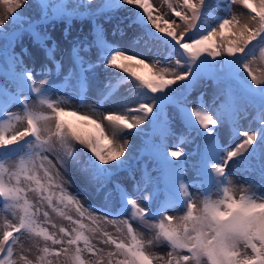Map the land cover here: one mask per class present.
Instances as JSON below:
<instances>
[{
	"label": "snow or ice",
	"instance_id": "1",
	"mask_svg": "<svg viewBox=\"0 0 264 264\" xmlns=\"http://www.w3.org/2000/svg\"><path fill=\"white\" fill-rule=\"evenodd\" d=\"M163 2L171 16L149 0H35L33 20L29 0H0V264H264V0ZM101 19L152 56L110 43ZM76 20L91 41L72 36ZM58 23L67 66L48 44ZM25 31L42 56L13 50ZM208 80L213 112L188 99Z\"/></svg>",
	"mask_w": 264,
	"mask_h": 264
},
{
	"label": "rangeland",
	"instance_id": "2",
	"mask_svg": "<svg viewBox=\"0 0 264 264\" xmlns=\"http://www.w3.org/2000/svg\"><path fill=\"white\" fill-rule=\"evenodd\" d=\"M149 2L152 3L155 6V8L159 10L157 13H154V15H156V14H166L168 16L172 15V13L168 9L167 5L163 2V0H149ZM173 2H175V0H173ZM210 2H212V0H210ZM3 11H4V6L0 5V14H2ZM21 11H23V13L26 17L35 20L37 18V12H38V9L36 8V5H35V0H29L28 6L23 8ZM245 11H247V10H245ZM173 18L176 19L177 22H179V18H176V17H173ZM97 22L104 24L105 35H106L107 40L110 43L113 41H120L121 43H124L130 49L131 52L143 53L145 55L152 56V53H149L146 51V47H145V44L143 41H140V42L134 43V44L129 43L128 35H130V34H127L125 36V38L122 40L119 35H117V36L112 35V24L106 23L102 19L98 20ZM25 27H26V25H25ZM39 30L42 33H44L45 32V26L40 25ZM47 34L51 37V40L48 41L49 46H51V42L53 40L56 41V43H57V49L55 52V56H58V54H60L63 58V60L60 59L61 62L65 66H67V64L69 63L68 44L63 39V26L59 23L56 24L55 26H48L47 27ZM18 35H19V38L16 39V41L14 43V47H13V50L16 53H22L23 49H28L29 53H33V54L38 53L42 56L43 50L38 47V45L34 42L32 36L29 35L27 31L23 32L22 35H20L18 33ZM72 36L91 41L93 38L91 35V21H89V20H83V21L76 20V21H74L73 22V28H72ZM217 39H218L217 43L227 45L228 43L231 42L233 37L231 36V33H229V34L227 33L224 35V37H218ZM3 46H4V42L0 41V48H3ZM156 47H157V45L153 44L154 50ZM158 47H160L162 49L163 46L159 45ZM94 52H95V50L93 49V53ZM23 59H24V63L29 66L27 61L28 60L30 61L31 55L23 54ZM50 67L53 68V74L51 77L48 78V82H49V84H53V83H55L56 78H60V77H57L55 75V66L50 64ZM252 68H253V71L255 74H257L258 76H264V59L260 58L259 53H257L256 56L252 58ZM245 75H246V73H245ZM43 79H44V77H43ZM216 91H217L216 86L213 84L212 81H210V80L203 81L200 84H198L191 91V94L189 95L188 99L189 100H196L198 97H200L201 93H203L202 103L205 104V106L210 110V112H213L214 108H215V105L213 103V99H214V94L216 93ZM191 106L192 105L190 104L189 107H191ZM250 118L251 117H249V119ZM242 124L247 126V120L242 121ZM181 130H183V129L178 128L177 132H179ZM192 135L195 136V133H192ZM221 135H223V130H221ZM197 142H199V138H197ZM176 143H177L176 137H171L169 139V147L170 148H173V145ZM132 144H133L134 149H135V148L140 147L141 142H140L139 138L132 137ZM194 147H195V145H191V144H187V143L180 145V148L182 150H185L188 152L193 151ZM173 150H175V149H173ZM196 159H197V157H190L188 159L187 171L185 174L186 179L188 181H191L194 178V174H193V170H192V164ZM228 171H230L232 173V178L235 177L237 179H241L242 180L241 184L247 183V181H248L247 175L241 174L235 167L231 166V164H230ZM123 175L124 174H121V177ZM252 178L257 179V180L259 179L258 175H255V174H253ZM126 187H128L129 191L131 192L130 183H126ZM190 191L192 192L194 198L200 194V190L198 188H192V189H190ZM134 195L136 198L139 196H142L141 193H134ZM178 214H182V213L175 212L173 215H178ZM50 215L54 218V216L51 213H50ZM54 220L57 222V220L55 218H54ZM109 228H110V226H108V229ZM30 243H31L30 241L26 240L24 242L25 248H27ZM34 255H35V250L33 249L32 256L34 257Z\"/></svg>",
	"mask_w": 264,
	"mask_h": 264
},
{
	"label": "bare ground",
	"instance_id": "3",
	"mask_svg": "<svg viewBox=\"0 0 264 264\" xmlns=\"http://www.w3.org/2000/svg\"><path fill=\"white\" fill-rule=\"evenodd\" d=\"M227 30H225V32H226ZM229 34L230 32L229 31H227L225 34ZM224 34V35H225ZM218 37H216L215 38V41L216 42H218V39H217ZM55 58L57 59V60H63V58H62V56L60 55V54H58V56H55ZM60 60V61H61ZM31 61V62H30ZM30 61L28 60L27 61V63L29 64V67H32L33 65H32V58L30 59ZM38 79V81L40 80V79H43V77H38L37 78ZM59 81H60V78H56V80H55V83H59ZM49 83V82H48ZM13 111H15L16 109H12ZM65 119H69V120H73L74 118H72V117H65ZM131 142H132V139H131ZM234 146V145H233ZM233 180H234V183H235V185L237 186V187H239L240 186V184H241V182H242V180L241 179H237V178H233ZM72 190L73 191H76L77 190V186L76 185H73V188H72ZM31 195V194H30ZM83 198V197H82ZM137 199H138V201L141 199V196H139V197H137ZM175 213V211H169V214L170 215H173ZM53 216H54V218L57 220V223L59 224V223H65L66 224V222L65 221H62L59 217H56L55 216V214L54 213H51ZM109 231H114V229H112V227L110 226V228H109Z\"/></svg>",
	"mask_w": 264,
	"mask_h": 264
}]
</instances>
